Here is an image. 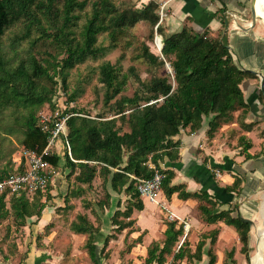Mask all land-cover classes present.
Returning <instances> with one entry per match:
<instances>
[{
    "label": "trees",
    "instance_id": "1",
    "mask_svg": "<svg viewBox=\"0 0 264 264\" xmlns=\"http://www.w3.org/2000/svg\"><path fill=\"white\" fill-rule=\"evenodd\" d=\"M140 22L149 25L151 38L155 32L160 36L162 45L160 56L153 55L147 46H143L141 57L155 67L167 65L169 71L142 81L132 68H129L128 75L123 74L119 66L109 62L101 64L98 80L103 88L102 101L116 117L91 118L83 114L69 106L68 103L77 96L76 92L72 93L68 102L58 107V119L68 116L65 137L61 135L60 138L67 142L70 155L64 148L63 157L57 153L43 156L52 167L44 193L38 190L27 195L25 190H20L11 194L9 188L2 190L0 221L12 218L16 226L23 227L28 219H39L47 206L41 199L45 195L47 200L51 198V177L63 159V165L70 169L68 177L74 175V182L78 185L90 187L93 180L100 177L103 185H108L113 192L123 191L130 195L131 200L124 210H115L111 215L115 231L122 232L133 224V220L126 221L133 210L143 209L133 178H151L155 168L164 174L161 189L167 197L177 193L180 200L193 199L198 203V218L203 224L221 221L235 229L241 244L240 253L248 262L250 225L240 216L232 217L231 211H218L219 202L205 190L189 193L182 185H171L173 171L161 169L160 164L179 160L180 141L175 137L182 130L192 134L205 123V135L211 139L219 128L232 123L233 114L239 112L236 122L245 131H250L253 124L244 123L248 106L240 86L251 74L240 70L224 41L211 38L207 31L197 34L184 25L176 33L165 34L159 23L157 3H137L134 6L127 2L116 3V0H0V39L17 26L21 32L19 36H12L8 52L0 47V147L6 142L11 144L10 138L14 137L18 154L21 150L41 153L53 123L48 124V130H42L39 115L45 110L57 109L53 97L58 81L65 90L70 70L85 61L98 60L106 51L117 48L129 30ZM102 34L107 36V46L98 41ZM23 41L29 43V49L22 57L18 56L17 48ZM39 43L54 52L45 49V57L36 59L32 48ZM15 58L19 59L18 62ZM129 77L137 87L131 97L121 96ZM7 112L9 120L5 119ZM124 127L127 131L123 130ZM240 139L244 140L243 137ZM248 148L250 144L245 151ZM15 150L8 151L9 160L0 168V181L26 170L22 157L20 161L14 157L10 159ZM250 157L246 155V158ZM239 185L240 180L235 178L225 191L234 193ZM80 189L77 188L78 192L73 195H78ZM109 198L107 193L105 204ZM64 201L66 204L68 198ZM76 219L71 223V231L88 236L85 243L87 254L93 264H100L101 250L113 235L103 239L97 255L94 236L99 229L85 215H78ZM166 226L162 246L152 242L142 264H165L169 256L174 262L185 260L192 264L194 260L201 261L204 239L198 241L193 253L186 240L174 252L175 244L183 235V224L172 221ZM132 232L129 230L127 234ZM216 235L214 230L210 245H214ZM140 241L138 237L134 242ZM233 253L231 250L227 258L232 259ZM207 257V264H216L213 252L207 251ZM223 264H227L226 261Z\"/></svg>",
    "mask_w": 264,
    "mask_h": 264
},
{
    "label": "crops",
    "instance_id": "2",
    "mask_svg": "<svg viewBox=\"0 0 264 264\" xmlns=\"http://www.w3.org/2000/svg\"><path fill=\"white\" fill-rule=\"evenodd\" d=\"M139 1L135 0V3ZM148 2H154L157 5L162 2L166 4V16L161 22L165 34L176 33L184 25L197 34L207 31L211 38L224 41L233 62L240 70L251 74L249 78L242 81L240 87L248 106L244 123L253 124L252 129L245 131L239 123L233 121L223 125L220 131H227L231 127L237 129V132L230 130L222 134L220 138L215 134L211 140H206L207 126L205 123L192 134L182 130L175 137L180 141L179 160L174 163L160 164V167L163 170L173 171L174 177L171 185H182L189 193L205 190L219 202L218 211L228 210L231 211L232 217L240 216V218L252 221L248 233V250L254 244L264 249V244L259 242L251 231L254 221L264 226V201L257 203L260 202L261 192L264 189V139L262 136H257L254 131V123L262 120L264 123V96L260 87V80L264 78V3L259 0L255 3L253 0H142L143 5ZM241 137L244 138L243 141ZM248 144L250 148L245 151ZM57 146L58 155H63L61 144ZM246 155L251 157L246 158ZM200 157H203V160ZM204 160H206L205 165ZM218 168L220 171L217 170ZM57 170L50 182L54 188L60 184L62 178L60 171ZM215 171H218V176ZM235 178L240 180L236 192L225 191L226 187L233 184ZM107 193L110 196L109 203L99 202L97 206L103 208L108 205L106 217L111 220V215L115 210L123 211L119 206L121 193L128 201L130 195L123 191L113 192L108 185ZM160 195L164 208L182 220L180 223H186L189 228L186 236L183 234V237H180L175 244L174 252L186 240L193 253L198 241L204 239L201 261L194 260L192 264H207V251L209 250L216 256V264H223L224 261L227 264H246L244 254L240 253L241 244L233 227L221 221L211 225L203 224L198 218V203L193 199L180 200L177 193L167 197L163 191ZM142 203L143 209L133 210L130 219L126 220H133V224L124 229L126 232L118 235L115 241H112L118 243L119 249L123 250L124 242L128 239L129 247L124 259H117L118 263H115L117 253L112 251L109 254L110 258L106 259V255L103 256L100 264H142L147 256V248L152 242H157L162 246L164 232L167 228L166 223L169 222L166 219V211L146 200H142ZM45 209L48 210V205ZM104 217H101L98 212L96 219L101 218V222H104L106 220ZM109 227L112 228L111 225ZM129 230L133 232L127 234ZM214 230L217 231L216 241L214 245H210ZM105 233L104 229H99L94 236L96 244H102L106 236L112 235L110 232ZM138 237L141 239L140 243L134 242ZM210 246H213V251ZM231 250H234V257L229 259L227 256ZM165 264H187V262L185 260L174 262L170 256L167 257Z\"/></svg>",
    "mask_w": 264,
    "mask_h": 264
},
{
    "label": "rangeland",
    "instance_id": "3",
    "mask_svg": "<svg viewBox=\"0 0 264 264\" xmlns=\"http://www.w3.org/2000/svg\"><path fill=\"white\" fill-rule=\"evenodd\" d=\"M119 2H127L134 6L136 4L135 0H116V3ZM20 33L19 26H17L9 30L0 39V47L4 52H8L12 36L15 34L19 36ZM156 37L160 38L156 32L153 38L150 37V27L147 23L140 22L136 24L129 30L127 36L119 42L117 48L106 51V54L98 60L85 61L83 64L70 70L66 83L67 88L65 90L58 81L53 97L55 107L57 109L58 106L62 107L64 103L68 102L69 96L76 92L77 96L73 102L68 103L69 106L81 110L83 114L91 118L98 116H102L104 119L116 117L114 115L115 113L109 109V106L103 104V88L98 80L99 66L105 62H109L112 65L119 66L121 72L123 74L127 73L128 75H130L129 68H132L142 81H148L152 77L164 75L166 70L169 71L165 67L166 65L160 68L155 67L141 57L143 46H147L149 52L153 55L160 56L159 50L155 47ZM98 41L103 46L108 45L106 34H102L98 38ZM28 49L29 43L26 41L21 42L17 48L18 56L23 57ZM45 49L50 53L54 52L39 43L32 48V54L35 55L36 59H41L45 57ZM18 60V58H15V62H18ZM47 85L50 87V84ZM136 87L137 83L129 77L121 96L131 97ZM55 110H52V113ZM238 115L239 112L233 114V121L237 120ZM6 118L9 120V112L6 113ZM221 128L215 132L219 138L222 134L224 135L230 130L238 131L230 127L227 131L224 130L221 132ZM123 130L127 131V128L124 127ZM254 131L257 136H262L264 139L263 120L254 123ZM10 139L11 144L6 142L0 147V151H2L0 168L6 166L9 160L8 151L11 148H16V150L10 156V159L14 157L17 160L18 156H20L17 153L18 149L15 138L11 137ZM206 140L211 139L206 137ZM57 154H59V151ZM200 158L203 160V157ZM61 163H64V161H61ZM57 169L62 176L61 182L56 188L50 184V199L47 200L45 198L46 195L42 197L41 200L48 205V210L45 209L46 212L43 210L39 219L36 217L28 219L23 227L16 226L12 218L0 221V264H91L92 262L85 247L88 236L75 234L70 229L71 223L77 220L76 217L78 215H85L93 226H96L98 229H104L106 233H112L113 239L109 241L103 250H101L102 244L97 243V252L101 250L102 257L106 255V259H109V254L114 251L117 253L115 254V263H118L117 259H124L125 254H127V248L129 247V243H127L128 239L124 242L123 250L119 249L118 243L112 241H115L118 235L123 234L126 230L117 233L115 227L111 224L110 218L107 219L106 217L108 205L103 208L100 206L98 208L97 206L100 201L104 202L107 196V187L103 185L102 179L96 177L90 187L80 186L74 182V175L68 177L70 169L66 168L65 165L61 164V167ZM79 187L82 189L79 190L78 195L74 196L73 194L78 192L77 188ZM263 191L264 189L261 193ZM120 196L119 206L120 209L124 210L127 202L130 201L124 197V194L121 193ZM66 197L68 201L65 204L64 200ZM129 200L131 199L129 198ZM98 212H100L101 217L105 216L104 218L106 220L104 222H101V218L96 219ZM110 225L112 228L109 227ZM210 249L213 251V246H210ZM243 257L245 259V255ZM246 264H264V249L256 244L250 247L248 251V262Z\"/></svg>",
    "mask_w": 264,
    "mask_h": 264
},
{
    "label": "built area",
    "instance_id": "4",
    "mask_svg": "<svg viewBox=\"0 0 264 264\" xmlns=\"http://www.w3.org/2000/svg\"><path fill=\"white\" fill-rule=\"evenodd\" d=\"M139 3V5H142V0H140ZM165 7L166 4L164 2L158 5L159 23H161L166 16ZM59 116L60 112L58 109H56L53 113L52 110H45L44 112L40 113L39 122L41 124L42 130H48V124L50 122L51 124L53 123V127L50 131V137L47 140L45 148L41 151V153L29 150H21V152L19 153L20 156H18V161H20L21 157L25 160L26 170L23 174L13 175L8 179H5L4 181H0V192L5 188H9L11 194H16L20 190H25L27 195H32L38 190H40L42 193L45 192L49 184V182L47 181V175L51 173L52 167L43 159V156L57 153V144L59 142L61 143L62 150L66 148L68 151V155H70L67 142H64L60 139L61 135L65 137V120L68 118V116L58 119ZM215 173H217L216 175L218 176V171H215ZM163 178L164 174L161 171L153 168V174L151 178L133 179L135 180V188L141 200H146L151 204L160 206L163 210L166 211V219L169 222H182V220L176 217L172 212L167 211V209L164 208L160 201ZM182 224L184 236H186L188 225L186 223Z\"/></svg>",
    "mask_w": 264,
    "mask_h": 264
},
{
    "label": "bare ground",
    "instance_id": "5",
    "mask_svg": "<svg viewBox=\"0 0 264 264\" xmlns=\"http://www.w3.org/2000/svg\"><path fill=\"white\" fill-rule=\"evenodd\" d=\"M261 1L262 3H264V0H259ZM159 43L158 40H155V44L156 43ZM158 50L160 48V43H159V46L156 47ZM160 51V50H159ZM264 201V192L262 193L261 195V200L259 203L263 202ZM258 203V202H257ZM255 204V203H254ZM264 205V203H263ZM253 209V208H252ZM254 213V212H253ZM248 215V214H247ZM255 216V215H254ZM254 216H253V221H254ZM250 219V218H249ZM254 235H256L255 237L257 238V240L259 242H261L262 244H264V226H260V224L256 221H254V224H253V227H252V230Z\"/></svg>",
    "mask_w": 264,
    "mask_h": 264
},
{
    "label": "water",
    "instance_id": "6",
    "mask_svg": "<svg viewBox=\"0 0 264 264\" xmlns=\"http://www.w3.org/2000/svg\"><path fill=\"white\" fill-rule=\"evenodd\" d=\"M253 1H254V3L256 2V0H253ZM155 40H158V41H159V43H160V48H159V50L161 51V49H162L161 39H160L159 37H157V38H155ZM160 51H159V52H160ZM166 66H167V65H166ZM260 87H261V90L263 91V96H264V78H262V79L260 80ZM241 220H242L244 223H247V224H249V225L252 224V221H250V220L243 219V218H241Z\"/></svg>",
    "mask_w": 264,
    "mask_h": 264
}]
</instances>
